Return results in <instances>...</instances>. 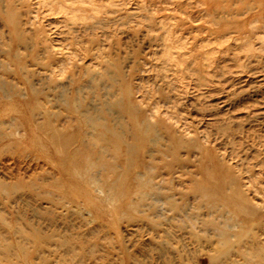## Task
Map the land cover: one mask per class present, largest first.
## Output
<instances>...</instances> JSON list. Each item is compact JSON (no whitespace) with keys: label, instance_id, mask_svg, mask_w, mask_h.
Instances as JSON below:
<instances>
[{"label":"rangeland","instance_id":"rangeland-1","mask_svg":"<svg viewBox=\"0 0 264 264\" xmlns=\"http://www.w3.org/2000/svg\"><path fill=\"white\" fill-rule=\"evenodd\" d=\"M0 264H264V0H0Z\"/></svg>","mask_w":264,"mask_h":264},{"label":"bare ground","instance_id":"bare-ground-1","mask_svg":"<svg viewBox=\"0 0 264 264\" xmlns=\"http://www.w3.org/2000/svg\"><path fill=\"white\" fill-rule=\"evenodd\" d=\"M114 123V122H113ZM116 126H117V124H116ZM119 126V125H118ZM146 126V125H145ZM121 127H122V125H121ZM120 127V128H121ZM147 127V126H146ZM145 127V128H146ZM137 129H139L140 130V127H137ZM147 129V128H146ZM108 130H110L111 132H113V127L112 128H110L109 127V129ZM146 140L144 139V140H142V142H145ZM124 146H125V153H126V155H127V160H126V165H127V167H130L131 166V164H132V162H131V157H133L134 156V154H135V152H136V149H137V145H136V143L135 142H125L124 143ZM74 161V160H73ZM74 164L76 163V161L75 162H73Z\"/></svg>","mask_w":264,"mask_h":264}]
</instances>
